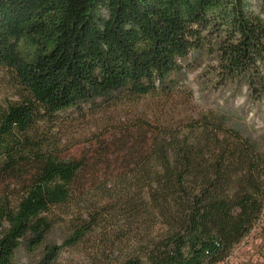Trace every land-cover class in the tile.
I'll use <instances>...</instances> for the list:
<instances>
[{"label":"trees","instance_id":"trees-1","mask_svg":"<svg viewBox=\"0 0 264 264\" xmlns=\"http://www.w3.org/2000/svg\"><path fill=\"white\" fill-rule=\"evenodd\" d=\"M205 55L196 106L184 77ZM0 74L17 89L0 103V264H223L264 216V149L231 104L264 107L249 0H0ZM73 128L86 146L66 157Z\"/></svg>","mask_w":264,"mask_h":264},{"label":"rangeland","instance_id":"rangeland-1","mask_svg":"<svg viewBox=\"0 0 264 264\" xmlns=\"http://www.w3.org/2000/svg\"><path fill=\"white\" fill-rule=\"evenodd\" d=\"M252 11L260 13L264 17V0H249ZM209 63H213L212 59L205 55L202 65L196 70L185 74V85L192 91L194 98V105H201L203 98L207 96L206 86L202 83V72L204 67ZM15 85L0 74V103H4L7 99H15L16 95ZM226 98H232L231 93L226 95ZM235 107H243L250 109V120L256 124L257 133L255 139L259 145L264 149V107L262 111L257 112L252 107L248 108L245 105L244 99L236 98L231 102ZM260 113V114H258ZM85 133V132H83ZM79 129L73 128L62 132V145L66 149L64 156H78L85 149L86 140ZM56 244H61V236L58 229L55 230L52 239ZM81 251L63 250L59 259V264H73L82 261ZM40 254L27 255L23 250L17 252L13 264H39ZM223 264H264V216L260 223L248 234L243 241L234 247L231 255Z\"/></svg>","mask_w":264,"mask_h":264}]
</instances>
